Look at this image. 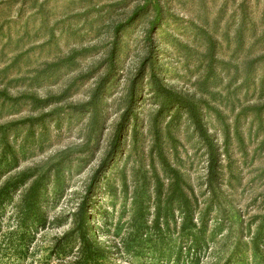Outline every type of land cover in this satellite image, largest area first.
Segmentation results:
<instances>
[{"label": "rangeland", "instance_id": "rangeland-1", "mask_svg": "<svg viewBox=\"0 0 264 264\" xmlns=\"http://www.w3.org/2000/svg\"><path fill=\"white\" fill-rule=\"evenodd\" d=\"M242 1L0 0V88L48 100L39 109L27 99L6 103L1 112L0 123L18 122L8 138L20 160L2 182L46 172L48 223L22 241L13 234L30 181L7 207L0 264H80L82 206L89 209L87 233L101 247L93 264H225L240 242L242 260L230 264H264V249L255 256L241 231L244 220L264 214V64L245 83L247 58L264 53V41L252 47L264 32V0H245V27ZM140 8L116 36L115 27ZM151 72L202 113L221 158L211 181L208 147L187 113L169 123L174 111L158 114L163 98L150 85ZM108 75L92 111L93 93ZM128 110L136 128L126 124L120 147L100 168ZM160 150L211 204V239L196 260H170L153 229L135 238L133 200L154 197L153 164L163 175Z\"/></svg>", "mask_w": 264, "mask_h": 264}, {"label": "trees", "instance_id": "trees-1", "mask_svg": "<svg viewBox=\"0 0 264 264\" xmlns=\"http://www.w3.org/2000/svg\"><path fill=\"white\" fill-rule=\"evenodd\" d=\"M240 8L244 16L242 25L245 27L249 20L247 14H244V12H246L245 0L242 1ZM143 10L144 8L138 9L128 21L118 24L115 27L116 36H120L121 32L131 25ZM41 11L42 10L39 9L36 11V14H39ZM262 41H264V32L256 38L252 43V47ZM119 49L120 43L119 40H117L112 48V63H114L116 51H119ZM247 61L246 70L248 76L245 78V83L249 80V74H254V71H256L257 64L258 66L264 64V53L247 58ZM8 67L6 66L2 71L6 72ZM143 69V75L147 74V69L145 70L144 67H141V71ZM108 79L109 75L103 79L94 91L92 99L90 100V104L94 105L92 111L98 108L97 102L101 97L100 90ZM149 80L150 85L154 89V93L164 99L158 102V114H161L163 111H174V114L171 115L170 120L167 122L169 123L180 110L185 111L193 123L196 132H198L199 136L204 140L209 151L208 177L211 181L213 177H217L219 173L221 158L218 147L209 134L202 113L199 112L194 101L177 94L169 88L155 72L150 73ZM7 91V88H0V117L6 103L15 106L22 99H27L33 103L36 109L44 108L48 104V100L38 98L34 95L21 94L12 96ZM135 94L136 93H133L131 95L132 99L135 97ZM41 117L43 116L35 117L34 119L28 118L27 121H38ZM134 119L135 113L131 114L130 110L122 115L119 133L115 139V143L109 152V157L106 158L104 164L100 168L104 169L103 166L108 165L114 153L120 147L119 141L121 140L120 138L126 124L132 125L134 129L136 128L134 126ZM17 123L16 121L0 123V233L3 228L2 225L7 213V207L12 204L17 192L31 181L27 190L23 193L21 207L17 208V225L16 229L13 231V234L22 241L25 240L27 236L31 235V231L44 228L48 223L45 210L42 206L45 201L44 194L48 182H46V172L40 175L22 172L14 179L2 182L3 177L19 165V156L15 152V148L10 145V140L8 138L9 129L18 125ZM158 154V158L162 164L163 175L157 171L155 164H153L152 177L154 183L152 187L154 197L149 195L147 199H143L142 197L136 196L133 200L136 209L134 225H136V232L138 233V235H135V238L143 237L144 234L149 237V231L153 229L158 237L157 239L162 240L164 244H166L168 250L166 249L167 253L165 255H169L170 260L171 258H173L172 260L175 262H179L182 259L196 260L200 258L199 253L209 246V241L211 239L206 235L209 230V221L211 219V204L208 203L207 198L201 200L193 185L184 177L180 168L168 159L163 150L158 151ZM100 168L92 178L88 189L90 193L93 192L92 188L99 180ZM90 195L93 196L95 194ZM151 207H153L152 211L150 210ZM148 214H152L150 222ZM88 215L89 209L86 206H82L79 213L77 230L79 231L80 243L83 252L86 253V257L80 261V264H93L94 261L98 260L101 249L87 233V227L89 225ZM179 219L180 223L178 222ZM253 226H255L254 229L252 228ZM241 228V231L244 232V236L250 237L249 241L245 242V245L250 248L255 256L261 255L264 249V214H257L244 220L241 224ZM9 239L12 248H14L13 237ZM177 239L179 241H177ZM155 244H157V241ZM240 244H236L235 249L231 252L225 264H230L237 259L242 260V256H239L242 253Z\"/></svg>", "mask_w": 264, "mask_h": 264}]
</instances>
